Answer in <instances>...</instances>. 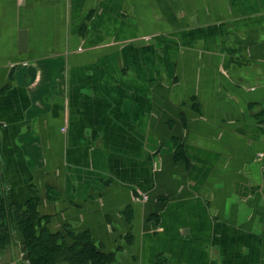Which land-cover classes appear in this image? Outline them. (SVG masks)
<instances>
[{
  "label": "crops",
  "instance_id": "0c3cea01",
  "mask_svg": "<svg viewBox=\"0 0 264 264\" xmlns=\"http://www.w3.org/2000/svg\"><path fill=\"white\" fill-rule=\"evenodd\" d=\"M1 190L113 264H264V0H0Z\"/></svg>",
  "mask_w": 264,
  "mask_h": 264
},
{
  "label": "trees",
  "instance_id": "16d2710c",
  "mask_svg": "<svg viewBox=\"0 0 264 264\" xmlns=\"http://www.w3.org/2000/svg\"><path fill=\"white\" fill-rule=\"evenodd\" d=\"M143 198V196H142ZM0 251L14 241L17 229L24 237L30 264H113L116 253L103 250L88 231L76 232L50 228V220L42 217L39 199L24 204H11L0 192ZM3 253V252H1Z\"/></svg>",
  "mask_w": 264,
  "mask_h": 264
},
{
  "label": "flooded vegetation",
  "instance_id": "af4514ba",
  "mask_svg": "<svg viewBox=\"0 0 264 264\" xmlns=\"http://www.w3.org/2000/svg\"><path fill=\"white\" fill-rule=\"evenodd\" d=\"M3 194H5V191L4 192H1ZM16 231V230H15ZM24 239L21 243H18L17 242V239H14V241L11 243V244H8L7 248H6V253H5V248H3V251H0V264H24L25 262L28 263L29 262V257L24 260L23 257L25 254H28L29 256V253L26 252V249H25V246L23 245L24 243ZM11 246V249H12V259H11V262H8V254H7V249L8 247ZM19 250V257H17L16 255V252ZM3 252V253H1ZM1 258H3V262H1Z\"/></svg>",
  "mask_w": 264,
  "mask_h": 264
},
{
  "label": "water",
  "instance_id": "95a60500",
  "mask_svg": "<svg viewBox=\"0 0 264 264\" xmlns=\"http://www.w3.org/2000/svg\"><path fill=\"white\" fill-rule=\"evenodd\" d=\"M26 44H27V41H26V34L25 32H22L21 33V50H25L26 48ZM19 250L16 252V255L17 257H19ZM7 254H8V262H11V259H12V249H11V246L8 247L7 249ZM28 254H25L23 259L26 260L28 258Z\"/></svg>",
  "mask_w": 264,
  "mask_h": 264
},
{
  "label": "rangeland",
  "instance_id": "374dc122",
  "mask_svg": "<svg viewBox=\"0 0 264 264\" xmlns=\"http://www.w3.org/2000/svg\"><path fill=\"white\" fill-rule=\"evenodd\" d=\"M0 192H4L3 190H1ZM3 194V193H2ZM0 204H1V201H0ZM2 219L0 218V221H1ZM1 262H3V258H1Z\"/></svg>",
  "mask_w": 264,
  "mask_h": 264
},
{
  "label": "built area",
  "instance_id": "2783aa9c",
  "mask_svg": "<svg viewBox=\"0 0 264 264\" xmlns=\"http://www.w3.org/2000/svg\"><path fill=\"white\" fill-rule=\"evenodd\" d=\"M146 198V195H143V199H145Z\"/></svg>",
  "mask_w": 264,
  "mask_h": 264
}]
</instances>
